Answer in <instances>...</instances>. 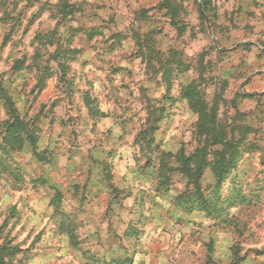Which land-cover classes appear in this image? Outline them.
<instances>
[{
	"label": "clouds",
	"instance_id": "1",
	"mask_svg": "<svg viewBox=\"0 0 264 264\" xmlns=\"http://www.w3.org/2000/svg\"><path fill=\"white\" fill-rule=\"evenodd\" d=\"M0 264H264V0H0Z\"/></svg>",
	"mask_w": 264,
	"mask_h": 264
},
{
	"label": "rangeland",
	"instance_id": "2",
	"mask_svg": "<svg viewBox=\"0 0 264 264\" xmlns=\"http://www.w3.org/2000/svg\"><path fill=\"white\" fill-rule=\"evenodd\" d=\"M251 250V249H250Z\"/></svg>",
	"mask_w": 264,
	"mask_h": 264
}]
</instances>
